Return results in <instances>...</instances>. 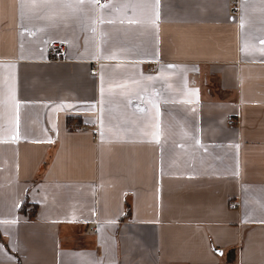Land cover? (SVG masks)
<instances>
[{"label": "crops", "instance_id": "crops-1", "mask_svg": "<svg viewBox=\"0 0 264 264\" xmlns=\"http://www.w3.org/2000/svg\"><path fill=\"white\" fill-rule=\"evenodd\" d=\"M23 3L0 0V264H264V0H160L158 28L155 0Z\"/></svg>", "mask_w": 264, "mask_h": 264}, {"label": "snow or ice", "instance_id": "snow-or-ice-1", "mask_svg": "<svg viewBox=\"0 0 264 264\" xmlns=\"http://www.w3.org/2000/svg\"><path fill=\"white\" fill-rule=\"evenodd\" d=\"M56 3H62L65 7L71 9L73 15H75L76 13L79 12V13L85 14L86 16L88 14L87 13V9L88 8H90L92 10H97V9H108V8H110L112 6L110 3L101 4L100 0H32V3H31L30 6L33 9H38V8L45 7V6H55ZM159 6H160V0H155V7L157 9L156 12H155V18L154 19H149L147 21L148 25L151 26V27H154V28H158V21H159V18H160ZM23 7H24V3H23V0H21V8H23ZM124 7L125 8H127V7L135 8V5H133V4H125ZM49 19H51V17H49ZM113 22L114 21L111 20V19L106 21L105 19L100 18V17H98V18L93 20V24H95V23L112 24ZM124 22L125 21H123V20L121 21V23H124ZM127 23H129V24H139V23H141V21H139L137 19H134V18H130V19L127 20ZM241 28H243V17H241ZM93 31H95V28H93ZM260 43L264 44V40H261ZM247 47H248L247 45L242 46V48H241L242 53L247 51ZM260 51L262 53H264V49H260ZM110 58H114V56L110 57ZM9 67L14 68L15 65H9ZM167 67L168 68H172L174 66L173 65H168ZM147 79L151 80V79H153V77H147ZM133 83H136V82L134 81ZM116 87L124 89V88H126V85H116ZM101 91L103 93V89ZM121 94L124 95L125 93L122 92ZM13 99H15L14 95H13ZM16 107H17V109H19V107H20L19 102L16 103ZM66 107L71 108L72 105H66ZM88 107L94 108L95 105H89ZM141 111H143V109H141ZM17 123H18V118H17ZM103 123H104L103 120H101L102 128H103ZM103 135H104V132L101 131V136L103 137ZM151 137H152V140H154L156 143H160L161 133H160V128H159L158 124L156 125V130L153 133H151ZM19 138H20L19 132H17L16 135H14L12 137V142H15ZM120 138L122 139L123 137H120ZM196 143L199 144L200 141L197 140ZM234 175L238 176L239 175V171L234 173ZM3 223L9 224V223H15V221H4ZM2 249H3V245L0 244V250H2Z\"/></svg>", "mask_w": 264, "mask_h": 264}, {"label": "built area", "instance_id": "built-area-1", "mask_svg": "<svg viewBox=\"0 0 264 264\" xmlns=\"http://www.w3.org/2000/svg\"><path fill=\"white\" fill-rule=\"evenodd\" d=\"M107 0H100L101 4H104ZM50 59L53 61H64L66 60V51L62 44L55 43L50 47ZM90 72H95V66L89 69ZM234 119L231 116L226 117L227 125L233 124ZM76 130L78 128H75ZM95 133V132H94Z\"/></svg>", "mask_w": 264, "mask_h": 264}, {"label": "water", "instance_id": "water-1", "mask_svg": "<svg viewBox=\"0 0 264 264\" xmlns=\"http://www.w3.org/2000/svg\"><path fill=\"white\" fill-rule=\"evenodd\" d=\"M219 253V251H217Z\"/></svg>", "mask_w": 264, "mask_h": 264}]
</instances>
